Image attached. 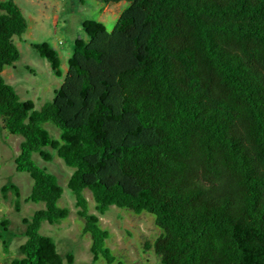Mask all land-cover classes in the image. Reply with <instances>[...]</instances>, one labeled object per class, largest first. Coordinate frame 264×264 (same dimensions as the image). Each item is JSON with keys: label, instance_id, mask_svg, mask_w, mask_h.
<instances>
[{"label": "trees", "instance_id": "1", "mask_svg": "<svg viewBox=\"0 0 264 264\" xmlns=\"http://www.w3.org/2000/svg\"><path fill=\"white\" fill-rule=\"evenodd\" d=\"M101 1L130 4L112 31L85 22L88 39L75 41L63 86L40 110L3 75L21 58L13 37L28 22L16 0L0 3V119L24 137L16 168L34 179L29 199L46 203L24 218L10 264H65L41 232L69 215L58 178L34 160L52 161L46 147L74 169L68 186L93 262L117 257L85 190L101 214L112 205L153 214L161 233L147 246L162 264H264V0ZM33 46L62 76L59 52ZM9 192L19 208V188L8 182ZM9 225L0 221L6 251Z\"/></svg>", "mask_w": 264, "mask_h": 264}, {"label": "rangeland", "instance_id": "2", "mask_svg": "<svg viewBox=\"0 0 264 264\" xmlns=\"http://www.w3.org/2000/svg\"><path fill=\"white\" fill-rule=\"evenodd\" d=\"M5 0H0V3ZM28 22V29L13 40L21 52L20 60L6 66L3 75L13 85L21 100H31L35 110H40L48 101L57 96L63 86L68 71V59L73 53L74 43L78 38L88 39L84 24L90 20H98L112 31L122 12L130 4L128 1L106 4L101 0H16ZM47 42L61 56L62 76H57L50 62L42 57L33 44ZM43 127L52 137L59 139L61 130L52 122ZM24 137L10 133L4 128L0 119V221L10 220L5 233L9 240V250L0 241V264H10L21 255L19 247L26 241V224L24 218L31 219L36 211L46 207L45 202L29 199L34 179L28 172L17 171L16 158L21 152ZM44 151L53 155L52 161L45 160L40 153L34 154V160L54 174L63 187V195L58 205L69 211L67 218L58 223L45 221L41 232L55 239L58 252L62 254L65 264H109L104 257L93 262L92 237L84 233L86 219L78 213L76 197L68 186L74 171L56 150L51 147ZM11 182L20 190L19 208H16V196L8 193L1 195L4 184ZM89 201L90 213L99 216L100 225L109 231L107 246L117 257L112 264H162L160 257L147 244L154 242L161 230L156 225L155 216L148 212L136 214L126 208L115 205L106 213L96 210V202L90 190H85ZM73 255L69 263L67 255Z\"/></svg>", "mask_w": 264, "mask_h": 264}]
</instances>
